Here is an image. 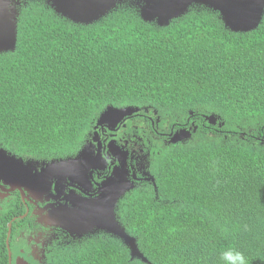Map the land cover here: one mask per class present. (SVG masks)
<instances>
[{
    "label": "trees",
    "instance_id": "1",
    "mask_svg": "<svg viewBox=\"0 0 264 264\" xmlns=\"http://www.w3.org/2000/svg\"><path fill=\"white\" fill-rule=\"evenodd\" d=\"M112 106L142 109L124 132L139 126L130 136H146L155 183H139L116 210L148 263L101 235L91 246L104 249L102 264H219L222 234L249 264H264V18L233 33L204 6L168 26L144 21L133 1L88 26L45 0L23 7L16 50L0 53V146L25 160L75 157ZM193 123L191 139L167 143ZM243 214L254 231L239 228ZM6 234L0 228V264Z\"/></svg>",
    "mask_w": 264,
    "mask_h": 264
},
{
    "label": "water",
    "instance_id": "2",
    "mask_svg": "<svg viewBox=\"0 0 264 264\" xmlns=\"http://www.w3.org/2000/svg\"><path fill=\"white\" fill-rule=\"evenodd\" d=\"M127 0H48L52 7L64 17L77 24H93L106 17L110 12L117 8L119 4ZM141 11V16L145 21H156L160 26H168L175 18L185 15L192 6H205L211 10L219 12L221 18L228 29L232 32H250L255 30L261 23L264 16V0H133ZM19 5V3H18ZM18 16L19 11L16 5L10 0H0V53L14 52L18 43ZM135 111L131 109L116 110L108 108L98 122V128L104 131H116L119 123L126 116H131ZM106 114H108L107 118ZM210 122L216 124L215 116L209 118ZM188 137L191 132L187 131ZM185 131L176 134L171 143L186 139ZM98 143V148H97ZM115 142L109 144L110 152L118 158L120 169L116 178H110L101 185L100 196L94 200L83 202L84 208L75 209L74 215H81L91 221L90 224H80L75 227V232L83 236L92 231L93 228L105 230L106 232L123 240L131 251L132 258L144 259L139 251L137 242L134 238L127 235L125 229L119 225L116 220V205L125 195L126 191L133 187L126 184V175L128 173L129 154L120 152L115 147ZM103 144L100 141L99 134L93 142H89L80 151L76 158H70L62 161H53L43 163V173L39 178H33L32 173H36L38 162H25L22 158H17L9 154L6 150L0 149V175L5 181L9 178L17 182L23 173L28 175V183L32 189L37 187L45 188L46 191L54 184L56 180V190L64 187L66 179H70L69 185L74 186L75 182L80 181L82 187L89 186L91 181L86 178L88 175L93 178V172L105 170L106 161L102 156ZM47 174V176H45ZM75 181H73V180ZM7 184L9 182H6ZM48 183V185H47ZM53 183V184H52ZM49 187V188H48ZM76 197V196H75ZM78 197V196H77ZM93 222V223H92Z\"/></svg>",
    "mask_w": 264,
    "mask_h": 264
},
{
    "label": "clouds",
    "instance_id": "3",
    "mask_svg": "<svg viewBox=\"0 0 264 264\" xmlns=\"http://www.w3.org/2000/svg\"><path fill=\"white\" fill-rule=\"evenodd\" d=\"M46 1H47L48 5H50L51 8H53L51 3H49L48 0H46ZM128 1H133V0L124 1L121 4H119L117 6V8L119 6L127 3ZM133 2H135V1H133ZM136 5L138 6L139 12L141 14L139 5L137 3H136ZM195 6H198V5H195ZM195 6H192L191 8H194ZM116 9H114V10H116ZM190 9H189V11H190ZM18 11H19V8H18ZM54 11L57 15L61 16L62 18L66 19V20H69L68 18L64 17L62 14L58 13L55 9H54ZM189 11L186 14H188ZM20 12L21 11H19V16H20ZM19 16H18V19H19ZM220 17H221V14H220ZM179 18H181V17H179ZM179 18H175V19H179ZM263 18H264V16H263ZM69 21H71V20H69ZM99 21H97V22H99ZM71 22H73V21H71ZM146 22H152V23L158 24L156 21H146ZM73 23L77 24L75 22H73ZM77 25H79V24H77ZM81 25H87V24H81ZM89 25H92V24H89ZM250 32H252V31H250ZM233 33H235V32H233ZM240 33H244V32H240ZM245 33H248V32H245ZM108 108H114L116 110L131 109L135 112L131 116L124 117V119L119 123L116 131H107V130L104 131L102 128H98V130H96V127L98 126V122L101 118V115ZM108 108L102 114H100L97 122L93 126L91 138L84 146H86L89 142H93V140L96 136V133L99 134L100 141L103 144L102 156H103L104 160L106 161L107 165H106L105 170H97V171H100L101 173L105 172V171H111L112 173H111L109 178H107L103 181H100V182H95L94 173L96 171H94L93 175H92L93 176L92 179L88 175L86 176V178L91 181V188L89 186L82 187L79 183L80 181L75 182V185L71 186V185H69L71 183V180L66 179L67 182L64 183V187H59L58 190H56L57 182H56V180L53 179L52 182L54 184L52 183L53 185H52L51 189L48 187L49 188L48 191H46L45 188H41V187H37L35 189H32L31 185L28 183V175L26 173H23L20 177V180L17 181V182H20L22 184H18L15 181L11 180V178L13 177L14 174L12 175L11 178H9V179H7V181H5V182H9V183L5 184L7 188H5V187L1 188L3 192L0 193V228L7 230V234H6V237L4 239L5 248H6L7 252H5L4 247H3V250H4L5 254L7 255V261H8L7 264H33L24 255L23 256L18 255V257L16 258V252L12 248V244H11V242L12 241L14 242V240L16 238H19V241L23 242L25 244V246L28 248V253H26V256L28 258H35L38 261L37 264H83V262L80 260V257H79V259H77L75 257H63L60 259L55 258V256L61 252H76L79 256L80 251H81L82 255L86 258L85 261L97 260L94 263L102 264L103 259H105V257H106V255L105 256L103 255V253L105 252L104 249L101 246L95 248L91 245L97 243L99 241V238L101 235H110L116 239L118 237L106 232L105 230H100V229H96V228H93L91 232L84 234L83 236H79L75 232V230H76L75 227L80 225V224H90L91 221L82 215L80 217H78V216L74 215L73 213L75 212V209L80 210L81 208H84V206H83L84 201L94 200L100 196L101 185L112 177L116 178V176L114 174H116L119 171L116 169H120L121 171H123V169H121L120 162H119L118 158L115 157L109 150V144L112 141L115 142V145H116L115 147L117 149L121 150L120 152H122V153L126 152L129 154L128 168H127L128 173L125 177H126V184L132 186L133 188L129 191H126L125 195L127 193H130L131 191H133L137 187V182L135 180L129 179V174L131 173L130 164H129V161L132 157L131 152L128 149L123 148L119 144V138H121V136H126L127 141L130 139L129 137H131L130 136L131 133L134 130H137V128L139 126L137 128L134 127L133 129H131L129 131L128 135L126 134V132H124V130L127 129V125L136 115L142 113V109L136 108L133 106L123 107V108H117V107L112 106V107H108ZM144 111L147 114L149 113V109H145ZM215 118L217 119L216 124H213L211 122L210 123L213 125H216V126H220V128H221L224 124L223 123L219 124V122H218L219 118L217 116H215ZM158 122H159V120H157V123ZM198 128L199 127L197 125H195V123H193L191 126H188V127L185 124L183 128L180 127L178 130H175L174 132L169 133L170 134L169 136L166 135L167 136V143L173 144V143H171V140L174 138V136L176 134L180 133L183 130L185 131L184 135L187 138L178 142L177 144L184 142L186 140H189L192 138V134H195L197 132ZM187 131L191 132L190 137H188ZM116 132L117 133L119 132V136L117 137V139L115 138V135H114ZM108 133H111V136H109ZM243 135H246V134H243ZM135 137L137 138V134L134 135L132 138L134 139ZM258 140L264 146V135L262 137H260ZM173 145H176V144H173ZM84 146H83V148H84ZM97 148H98V143H97ZM81 150H79V152L76 154L75 157L62 158V159L53 160V161H62V160L70 159V158H76ZM9 154H11V153H9ZM11 155H13V154H11ZM13 156H16V155H13ZM147 156L148 155L144 154V161H146V162H148ZM16 157L20 158L18 156H16ZM110 158H113L116 161L115 165H110ZM23 160L25 162L34 161V162L39 163V166H37L36 173L31 174V176L33 178H39V174L43 173V167L41 165L44 162L45 163L53 162V161L48 162V161L25 160V159H23ZM262 164H264V158L262 160ZM45 176H47V174ZM150 178H152V181L151 182L148 181V183H155L154 178L151 176V174H150ZM73 181H75V180H73ZM47 185H48V183H47ZM94 187H96L95 190H93ZM76 189H79L81 194H79ZM16 191L20 192V194L22 195V199H20V198L18 199L16 196L11 195L12 193H14ZM27 195H28V198H31L36 205H38L39 202L43 201L42 198H45V201L48 202V205L46 206V210L48 211V215L45 216L44 218H42L41 220H39V223L44 224L43 226H46V227L59 229L65 235V236H63L62 234L58 233L60 238L58 240H55L53 245L49 246V250H43V252L41 254V258L38 257V252H36L35 248H33L31 245L32 242H37V241H31L29 239V230L31 228L26 229L24 226V225L28 224V217H30L29 208L24 203L25 199L27 198ZM125 195L121 199H123L125 197ZM119 201H118V203H119ZM118 203H117V205H118ZM117 205H116V210H117ZM84 209H86V208H84ZM116 220L119 223V225L121 227H123V225H121V223L119 222V220L117 218V212H116ZM245 220H246V218H245V215L243 214L242 222H241L239 228L242 231L247 232V233L254 231V230H250L247 228V225L245 224ZM123 228L125 229V227H123ZM23 231L26 232L25 237H21V232H23ZM125 231H126V229H125ZM126 233H127V231H126ZM127 235H129V234L127 233ZM222 235L227 239V247L222 249L219 253V257H218L219 264H249V258L246 256V254L243 251H241L240 249L234 247L235 246L234 244L230 245L231 237H228L229 235H226V234H222ZM130 237L134 238L133 236H130ZM118 239H120V238H118ZM134 239L136 240V238H134ZM120 240L123 242L122 239H120ZM136 242H137V240H136ZM16 245L19 246V243H17ZM137 246L139 248L138 243H137ZM127 248H128V246H127ZM16 249H18V248H16ZM129 251H130V249H129ZM139 251L143 255L144 259H146V262L143 259H139V258L133 259L131 251H130L131 260H141L143 263H148V259L142 253L140 248H139Z\"/></svg>",
    "mask_w": 264,
    "mask_h": 264
},
{
    "label": "flooded vegetation",
    "instance_id": "4",
    "mask_svg": "<svg viewBox=\"0 0 264 264\" xmlns=\"http://www.w3.org/2000/svg\"><path fill=\"white\" fill-rule=\"evenodd\" d=\"M10 1L13 2V4L17 6V8H19V11H21V9L23 7L28 6L29 3H33L39 0H10ZM108 135L111 136V133H108ZM114 135L115 138L117 139V137L119 136V132L118 133L116 132ZM169 135L170 134H167V136ZM129 138L130 139L128 141L126 140V136H121V138H119V144L123 148L128 149L131 152V156H132L129 161L130 170H131V173L129 174V179L135 180L137 182V185L141 182H147V183L148 181L151 182L152 178H150V173L148 171L150 168V164L149 162L144 161V153L146 147L144 143V139H146V136L143 134V136L140 138L135 137L136 139H134L133 141H132L133 139L132 137ZM0 149H4V148L0 146ZM148 157L149 156H147V158ZM115 164L116 161L113 158H110V165H115ZM111 173H112L111 171H105L102 173L100 171H96L94 173L95 182H100L109 178ZM5 184L6 182L4 177L0 175V193L3 192L1 189L2 187L7 188ZM95 189L96 187H94L93 190ZM76 190L79 194H81L79 189ZM11 195L16 196L18 199L19 198L22 199V195L18 191L12 193ZM42 200H43L42 202H39L38 205H36L31 198H28L27 195V198L24 201V203L28 206L30 212V217H28V224L24 226L26 229L31 228L29 230V239L31 241H37V242H32L31 245L33 248H35L36 252H38L39 258H41V254L43 250H49V246L53 245L54 241L60 238L58 233L65 236L59 229L46 227L43 226L44 224L39 223V220H41L42 218L48 215V211L46 210V206L48 205V202L45 201V198H42ZM25 234H26L25 231L21 232V237H25ZM17 243H19V246L16 245ZM11 244H12V248L16 252V258L18 257V255L20 256L24 255L31 263L37 264L38 261L35 258H28L26 256V253H28V248L25 246L23 242L19 241V238H16L14 242L12 241Z\"/></svg>",
    "mask_w": 264,
    "mask_h": 264
},
{
    "label": "rangeland",
    "instance_id": "5",
    "mask_svg": "<svg viewBox=\"0 0 264 264\" xmlns=\"http://www.w3.org/2000/svg\"><path fill=\"white\" fill-rule=\"evenodd\" d=\"M257 148H258V150H261L262 149L260 144L257 146Z\"/></svg>",
    "mask_w": 264,
    "mask_h": 264
},
{
    "label": "snow or ice",
    "instance_id": "6",
    "mask_svg": "<svg viewBox=\"0 0 264 264\" xmlns=\"http://www.w3.org/2000/svg\"><path fill=\"white\" fill-rule=\"evenodd\" d=\"M107 116H108V114H106V117L105 118H107Z\"/></svg>",
    "mask_w": 264,
    "mask_h": 264
}]
</instances>
